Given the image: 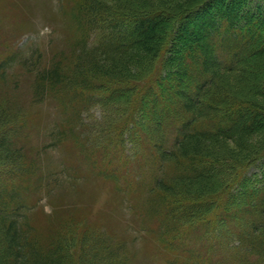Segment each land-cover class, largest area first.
<instances>
[{
  "label": "trees",
  "instance_id": "trees-1",
  "mask_svg": "<svg viewBox=\"0 0 264 264\" xmlns=\"http://www.w3.org/2000/svg\"><path fill=\"white\" fill-rule=\"evenodd\" d=\"M253 1L70 0L66 48L52 50L48 61L34 51L19 63L34 76L40 105L52 97L69 110L36 157L20 144L26 131L17 127L19 112L0 106V264H129L128 236L147 241L143 247H154L163 260L182 231L207 229L214 219L217 252L219 232L233 226L235 258L264 264V148L251 158L260 167L251 177L236 158L249 162L250 143L264 133V0ZM14 61L12 53L0 59V84ZM112 102L130 108L124 122L139 128L138 157L146 168L134 203L125 205L130 187L119 184L117 217L91 230L89 220L77 219L83 209L60 193L79 187L71 167L43 173L40 161L76 139L73 131L93 105ZM91 131L83 138L89 153ZM103 177L120 178L108 170ZM42 192L56 216L47 231L33 222L31 199ZM138 208L157 216L161 227H124L126 213Z\"/></svg>",
  "mask_w": 264,
  "mask_h": 264
},
{
  "label": "rangeland",
  "instance_id": "rangeland-1",
  "mask_svg": "<svg viewBox=\"0 0 264 264\" xmlns=\"http://www.w3.org/2000/svg\"><path fill=\"white\" fill-rule=\"evenodd\" d=\"M154 1L163 4L177 0ZM253 2L258 3L255 0ZM173 4L176 5L175 2ZM261 4L264 7V3ZM69 12L70 0H0V59L12 53L14 60H17L13 64L15 66L9 68L7 81L0 84V106L13 107L19 112L17 127H22L26 131V137H23L20 144H24L25 153L29 158L36 157L37 153L46 146L50 129L60 126L62 110L64 112L69 110L60 106L56 100L54 102L52 97H48L47 101L40 105L34 92V76L22 69L19 63L34 51L44 54L45 61H48L52 50L66 48L69 30L64 17ZM187 28L189 25L185 26L184 31L181 26L180 30L187 34ZM180 35L183 36V33ZM129 111L130 108L126 109L118 102L93 105L89 113H85L77 123L73 131L76 138L72 140L73 143L71 141L63 143L60 145L61 148L58 147L55 151L43 155L40 161L43 173L55 171L64 164L71 167V174L73 178L78 179L79 187H74L73 190L61 187L60 193L65 196L66 202H73L83 209L78 212L77 219L89 220L91 230L102 229L106 217H117L115 212L118 196L113 189L117 190L120 185L130 187L127 191H131L128 203H125L130 207L134 203L132 200V192L133 194L136 192L134 186L143 180L140 179L139 174L146 167L139 157L140 147H144V144L138 139L141 134L137 125L133 127V122H124ZM89 130H92L94 137V143L88 146L91 153L86 151L83 141ZM114 147L117 148L112 150ZM110 148L111 151L108 152ZM263 148L264 133L254 137L250 143L246 152L248 153L246 155H249V162L243 156H236L243 163L246 162L249 177L254 172L259 173L260 167L252 166L250 161L251 158H256ZM226 165V177L231 178L234 170L231 165ZM107 170L115 176L116 174L120 176L119 183L116 177L115 180L103 179V172ZM144 180L147 183V180ZM137 196L139 199V195ZM31 204H37L33 222L39 229L50 230L56 216L44 193L35 194ZM124 220L123 226L130 228L132 232L134 228L140 231L139 228L156 229L160 226L158 217L150 216L144 208H138V211L130 215L126 213ZM114 227L115 231L121 233L118 223H115ZM205 227L207 229H189L184 233L182 231L177 237L179 239L177 249L175 252L171 251L172 253L161 254L163 260L157 257L158 253L155 255L154 247H143L147 241L128 236L126 254L130 257L129 264H168L167 260H172L173 264H201L208 258L211 264L223 260V264H240L242 260L235 258V254L239 253V249L235 248L238 244L234 247L232 245L237 240L230 237L232 231L236 232L235 229L232 230L233 226L231 230L219 232V241L216 244H221L222 248L218 252L215 250V219ZM208 230H211L210 233L207 232ZM227 234L229 237L226 236ZM119 238L121 239L120 235ZM216 253L221 256L215 257ZM247 258L246 264H249L252 258Z\"/></svg>",
  "mask_w": 264,
  "mask_h": 264
}]
</instances>
